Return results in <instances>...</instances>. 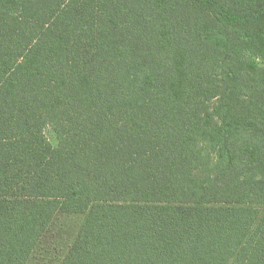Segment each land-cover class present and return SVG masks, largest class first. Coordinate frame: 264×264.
I'll return each mask as SVG.
<instances>
[{"label": "trees", "instance_id": "1", "mask_svg": "<svg viewBox=\"0 0 264 264\" xmlns=\"http://www.w3.org/2000/svg\"><path fill=\"white\" fill-rule=\"evenodd\" d=\"M58 213L59 264H264V0H0V264Z\"/></svg>", "mask_w": 264, "mask_h": 264}, {"label": "rangeland", "instance_id": "2", "mask_svg": "<svg viewBox=\"0 0 264 264\" xmlns=\"http://www.w3.org/2000/svg\"><path fill=\"white\" fill-rule=\"evenodd\" d=\"M46 134L52 144L56 145L58 141L54 131L49 128ZM82 219L83 216L79 214L58 213L28 264H59L67 253Z\"/></svg>", "mask_w": 264, "mask_h": 264}]
</instances>
